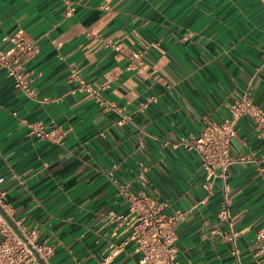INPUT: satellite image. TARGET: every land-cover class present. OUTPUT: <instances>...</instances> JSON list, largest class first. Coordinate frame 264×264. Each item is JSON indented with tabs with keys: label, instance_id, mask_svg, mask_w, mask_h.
<instances>
[{
	"label": "crops",
	"instance_id": "crops-1",
	"mask_svg": "<svg viewBox=\"0 0 264 264\" xmlns=\"http://www.w3.org/2000/svg\"><path fill=\"white\" fill-rule=\"evenodd\" d=\"M19 31L37 52L24 69L29 94L0 69V192L51 248L48 264H101L126 237L112 219L127 212L121 189L167 202L166 215L186 212L179 264H264V134L237 122L229 221L219 216V182L206 198L199 159L177 145L242 96L264 110L261 0H0V51ZM79 80L106 83L100 95L113 108ZM148 97L156 100L142 107ZM33 126L63 137L41 140ZM139 258L128 244L109 264Z\"/></svg>",
	"mask_w": 264,
	"mask_h": 264
},
{
	"label": "built area",
	"instance_id": "built-area-1",
	"mask_svg": "<svg viewBox=\"0 0 264 264\" xmlns=\"http://www.w3.org/2000/svg\"><path fill=\"white\" fill-rule=\"evenodd\" d=\"M264 4V0H261ZM70 10L66 13L69 14ZM8 49L0 51V69L14 81L16 88L29 94L24 75L26 64L37 52L35 42L17 32L9 39ZM143 53L136 51L132 54L134 63L141 65ZM80 88L105 108H113L112 103L105 101L100 95L106 83L92 87L79 80ZM154 97H148L142 107L154 102ZM241 118H248L258 133L264 134V110L249 97L242 96L228 107V115L220 122L207 125L197 136L180 137L177 145L193 152L199 159L204 173L205 197L213 193L216 182L220 184L222 202L219 216L230 220L229 186L227 184V168L234 163L230 157V145L236 136V125ZM32 133L41 140L59 143L63 132L58 127L44 129L33 126ZM264 163V155L262 156ZM147 167L138 164V179L144 181ZM4 179L0 177V186ZM127 202L125 216H115L113 221L123 226L125 239L119 244L111 246L109 254L101 264H109L122 248L132 244L134 251L140 254L138 264H179L177 260L176 225L184 218L186 212L173 211L166 215L167 202H159L142 191L136 193L121 189ZM204 198V200L206 199ZM261 237V236H260ZM231 240L233 237L231 235ZM233 254L237 256L235 248ZM51 248L38 241L36 229H25L15 220L3 200L0 192V264H48Z\"/></svg>",
	"mask_w": 264,
	"mask_h": 264
}]
</instances>
